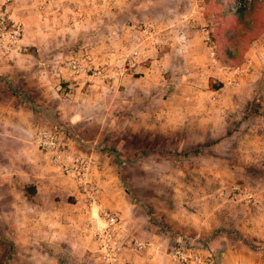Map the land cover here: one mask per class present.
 <instances>
[{
  "label": "crops",
  "instance_id": "1",
  "mask_svg": "<svg viewBox=\"0 0 264 264\" xmlns=\"http://www.w3.org/2000/svg\"><path fill=\"white\" fill-rule=\"evenodd\" d=\"M217 2L15 0L25 51L0 63V264H97L85 196L34 145L40 128L95 157L102 205L132 235L164 245L161 256L125 259L176 264L170 247L197 239L217 264H264V29L227 63L212 43ZM72 56L90 71L49 76L54 59ZM117 127L136 163L98 145L110 146ZM161 169L172 191L160 217L157 198L129 187L160 182ZM234 185L248 194L230 198Z\"/></svg>",
  "mask_w": 264,
  "mask_h": 264
},
{
  "label": "built area",
  "instance_id": "2",
  "mask_svg": "<svg viewBox=\"0 0 264 264\" xmlns=\"http://www.w3.org/2000/svg\"><path fill=\"white\" fill-rule=\"evenodd\" d=\"M14 2L15 0H0V63L25 51L22 45L24 24L12 19ZM211 54L215 56V52ZM50 65L49 76L58 80L63 79L65 74L70 78H77L90 71L85 57L57 58ZM229 71L240 75V71ZM94 75L103 77L101 71H96ZM33 143L50 157L52 164L64 176L78 185L85 196L90 218L85 222L84 229L96 245V250L91 251V257L97 264H134L125 259V254L129 251L150 258L161 256L165 252L162 242L142 240L132 235L127 221L102 205V189L96 179L100 163L95 157L84 155L71 145L63 144L60 133L52 128L38 129ZM247 194L244 188L234 185L229 197L236 200ZM199 244L201 243L197 239H184L181 243L173 244L168 254L176 264H217L216 256L211 253L202 254Z\"/></svg>",
  "mask_w": 264,
  "mask_h": 264
},
{
  "label": "trees",
  "instance_id": "3",
  "mask_svg": "<svg viewBox=\"0 0 264 264\" xmlns=\"http://www.w3.org/2000/svg\"><path fill=\"white\" fill-rule=\"evenodd\" d=\"M217 1L214 11L210 12L215 13L221 21L212 33V43L227 63L239 62L240 56L249 43L264 29L263 24H258V22L261 23L258 17L263 10L264 3L260 0H252V2L246 0ZM221 86L222 84H214L212 80V89H218Z\"/></svg>",
  "mask_w": 264,
  "mask_h": 264
},
{
  "label": "rangeland",
  "instance_id": "4",
  "mask_svg": "<svg viewBox=\"0 0 264 264\" xmlns=\"http://www.w3.org/2000/svg\"><path fill=\"white\" fill-rule=\"evenodd\" d=\"M212 57L214 58V56H212ZM120 131H121V129H119L118 127L116 130H114L115 139L113 140V142L111 143L110 146L109 145L107 146L105 143H108V142L107 141L105 142V140H103V139L102 140L98 139L97 143H98V145H100L101 148H103L105 150L115 151V153L117 154V157L119 158V164L120 165L136 163L137 161H135L136 159H134L136 157V154L132 152L135 149V147H133V142H131L132 140H129V142L126 145H124V146L121 145V139L119 138V135L121 133ZM156 142H157V144H156L157 146L164 147V148H166L169 145L168 139H158V140H156ZM122 147H124V148H122ZM148 156H149V158L151 157L150 154H145L144 157L147 158ZM167 157H168V155H165L162 153V155L159 156V160L165 159ZM139 160H141V159H139ZM164 162H166V160H164ZM144 173H145V175L143 177L145 179L149 178L147 176V172H144ZM155 173L158 174V178H161L160 182H150V183L149 182H142L140 184H134V186L129 187V189L131 191L133 189L135 191L139 190V192L141 193L142 196H144L145 198H151L153 201H155L154 199L157 198L161 202L159 204V206H161V208L159 209V213H160L159 215L161 217V216H163V214L166 215L170 191H172V190L169 186V182L167 179L168 171L161 169L160 171H156ZM96 178H97V176H96ZM163 227L166 228L165 226H163Z\"/></svg>",
  "mask_w": 264,
  "mask_h": 264
}]
</instances>
